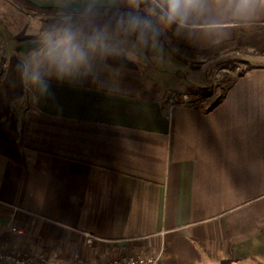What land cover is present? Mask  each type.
Returning <instances> with one entry per match:
<instances>
[{
    "label": "crops",
    "instance_id": "0c3cea01",
    "mask_svg": "<svg viewBox=\"0 0 264 264\" xmlns=\"http://www.w3.org/2000/svg\"><path fill=\"white\" fill-rule=\"evenodd\" d=\"M28 1L138 9L129 0ZM237 3L201 0L183 25L164 22L166 38L202 51L233 39L238 24H264V5L240 13ZM3 28L0 239L57 244L84 260L120 250L161 253V264H264V64L209 105L199 101L213 95L196 92L172 104L188 63L164 42L102 37L105 50L77 35L88 62L60 74L52 36Z\"/></svg>",
    "mask_w": 264,
    "mask_h": 264
},
{
    "label": "rangeland",
    "instance_id": "374dc122",
    "mask_svg": "<svg viewBox=\"0 0 264 264\" xmlns=\"http://www.w3.org/2000/svg\"><path fill=\"white\" fill-rule=\"evenodd\" d=\"M144 2L145 5L139 6L138 9L144 7L145 11L148 13L149 3L147 0H144ZM45 17V14L28 10L27 8L18 4L16 0H0V22L4 26L3 29H5L7 32L10 31L11 33L12 31L17 33L26 29L30 36H34L35 34L54 36L60 33V30H56L47 34H42L40 32L41 20ZM150 17L151 28H149V31H144L142 34L140 31L133 32L127 30L126 27H122V30L118 33V35L131 37L137 43L144 45L148 44L149 41L155 40L158 43H162L163 41L157 36L166 38L165 23L159 19L158 15H150ZM77 35L93 37L83 33H77ZM261 64H264V51L258 45L253 44V42L246 44L244 43L231 48H224L219 52H212L204 55H191L188 57V66L184 65V69H186L183 70L184 74L181 73L183 85L179 87L176 84L177 80H173L172 84H174L177 88L171 91L170 95L173 94L179 98H183L185 96L189 102L192 100L187 98V95L181 96L183 92H192L193 94L196 92L199 97L205 96L207 93L211 92L213 95L211 100L199 101L201 104L209 105L208 102L213 103L222 96L228 85L237 76L245 73L256 65ZM159 73L162 75V81H167L166 78L172 75V73L169 71L163 70H161ZM178 75L180 76V72ZM188 82L190 83V86H187ZM57 246V244H54L49 247L51 249L59 250L64 259L73 260L77 257L70 256L67 254V250L65 248H58ZM109 255L110 254L105 256L97 255L96 259H104ZM87 261H93V259Z\"/></svg>",
    "mask_w": 264,
    "mask_h": 264
},
{
    "label": "trees",
    "instance_id": "16d2710c",
    "mask_svg": "<svg viewBox=\"0 0 264 264\" xmlns=\"http://www.w3.org/2000/svg\"><path fill=\"white\" fill-rule=\"evenodd\" d=\"M16 2L28 10L46 15V17L41 20L40 32L42 34H47L56 30L62 32L65 29H70L76 34L83 33L90 36L100 34L102 37H116L123 27L118 23L119 19L129 12L140 15L151 21V17L147 11H145L144 7L138 10H125L117 7L100 6L86 11H74L61 7H42L28 0H16ZM145 31H149V29ZM157 37L166 44L174 56L187 63L188 57L191 55H204L212 52H219L224 48H231L250 42L258 45L264 51V24H238L235 27V36L233 39L223 41L202 51L181 46L168 38H163L161 36ZM225 91L223 94H225ZM211 94L212 93L209 92L205 96H210ZM9 144V146H14L11 143Z\"/></svg>",
    "mask_w": 264,
    "mask_h": 264
},
{
    "label": "clouds",
    "instance_id": "9594fccd",
    "mask_svg": "<svg viewBox=\"0 0 264 264\" xmlns=\"http://www.w3.org/2000/svg\"><path fill=\"white\" fill-rule=\"evenodd\" d=\"M141 2L142 0H129V5L138 8ZM147 2L149 3L148 14L158 15L161 21L169 25L172 23L183 25L190 13L201 5V0H147ZM257 2L264 5V0H238L237 11L247 13ZM118 23L129 31H140L142 34L146 29L151 28L150 20L131 12L122 16ZM90 46L92 48L99 46L107 50V45L103 43L100 34L91 38ZM48 47L49 56L60 74H67L85 66L88 62V53L77 41V34L70 29H65L50 37Z\"/></svg>",
    "mask_w": 264,
    "mask_h": 264
},
{
    "label": "built area",
    "instance_id": "2783aa9c",
    "mask_svg": "<svg viewBox=\"0 0 264 264\" xmlns=\"http://www.w3.org/2000/svg\"><path fill=\"white\" fill-rule=\"evenodd\" d=\"M170 103H185V96L179 98L170 95ZM11 231L17 236L27 235L26 229L12 226ZM87 245H92L95 238L86 233ZM104 259L87 261L76 257L73 260L64 259L59 250L50 247L27 246L16 242H8L0 239V264H161V253H128L120 250H109L103 254L108 255ZM100 256V255H99ZM102 256V255H101Z\"/></svg>",
    "mask_w": 264,
    "mask_h": 264
},
{
    "label": "water",
    "instance_id": "95a60500",
    "mask_svg": "<svg viewBox=\"0 0 264 264\" xmlns=\"http://www.w3.org/2000/svg\"><path fill=\"white\" fill-rule=\"evenodd\" d=\"M141 6L145 5V2L142 0V2L140 3Z\"/></svg>",
    "mask_w": 264,
    "mask_h": 264
}]
</instances>
